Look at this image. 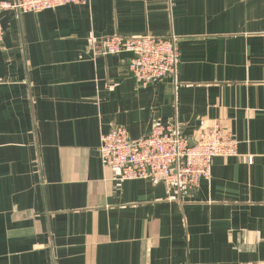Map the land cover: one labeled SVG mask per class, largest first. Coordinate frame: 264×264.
Masks as SVG:
<instances>
[{"label": "crops", "instance_id": "0c3cea01", "mask_svg": "<svg viewBox=\"0 0 264 264\" xmlns=\"http://www.w3.org/2000/svg\"><path fill=\"white\" fill-rule=\"evenodd\" d=\"M14 0H0L12 2ZM0 264L264 263V0H88L0 14ZM180 39L175 77L141 85L94 40ZM220 123L237 154L179 190L120 181L101 135Z\"/></svg>", "mask_w": 264, "mask_h": 264}, {"label": "built area", "instance_id": "2783aa9c", "mask_svg": "<svg viewBox=\"0 0 264 264\" xmlns=\"http://www.w3.org/2000/svg\"><path fill=\"white\" fill-rule=\"evenodd\" d=\"M88 0H14L0 2V14L5 10L40 12L67 4H82ZM170 4L174 0H166ZM0 17V43L4 39ZM97 53L113 55L129 53V69L137 83L175 77L180 63V39L176 35H143L128 37L120 34L94 40ZM238 140L220 123L201 129L188 136L176 122L157 123L149 134L131 139L125 126H116L101 135L99 151L105 166L117 173L120 181L150 180L162 182L179 190L197 188L211 178L216 157L237 154ZM241 264H264L243 262Z\"/></svg>", "mask_w": 264, "mask_h": 264}]
</instances>
